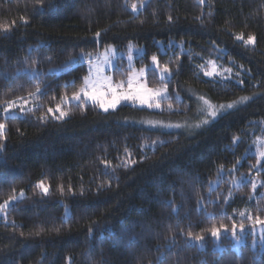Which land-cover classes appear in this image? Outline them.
I'll return each instance as SVG.
<instances>
[{"label":"trees","instance_id":"obj_1","mask_svg":"<svg viewBox=\"0 0 264 264\" xmlns=\"http://www.w3.org/2000/svg\"><path fill=\"white\" fill-rule=\"evenodd\" d=\"M109 46L161 111L64 100ZM0 124V264H264V0H0Z\"/></svg>","mask_w":264,"mask_h":264},{"label":"snow or ice","instance_id":"obj_2","mask_svg":"<svg viewBox=\"0 0 264 264\" xmlns=\"http://www.w3.org/2000/svg\"><path fill=\"white\" fill-rule=\"evenodd\" d=\"M133 10L136 9V5H132ZM171 19V18H170ZM7 30V29H6ZM97 36L100 34L97 33ZM236 39L240 41L243 44L246 45H252L255 43V36H248L245 40L243 35L237 36ZM107 60V57H105ZM152 63H153V71L156 69H159L160 75L163 76L165 73L169 72V69L167 65H165L162 69L159 68V64L157 61L156 56H152ZM91 71V68H90ZM102 70L99 68L95 69V78L92 76L84 77V87H81L78 91H75L72 93L71 100H74L77 102V106H79L82 102V99L84 102L91 101L93 105H98L99 108L103 109L105 112H108L110 109L115 110L121 102H138L141 107L146 106L147 108H160L159 98L161 97V94L163 92H166V88H150L147 86V84L144 82L145 77V69H140L139 72H133L131 76L128 78L127 87H125L124 82L120 81L117 83H114L112 81L111 76H103ZM208 76H213L214 72H208L206 73ZM64 100L68 101L69 97L67 95L64 96ZM204 103L208 106L210 110V114L213 118L217 117V112L215 111V106L209 103L207 100L204 101ZM171 107V105H169ZM221 111L220 115H224L227 110L232 109L234 106L232 104L228 105H220L219 106ZM57 111H59V116L55 117L56 119H62L66 115H68L66 112L62 111L60 109V105H57ZM49 113L53 112L52 108L48 109ZM151 123V122H149ZM207 123V121H205ZM4 125L0 124V130L4 129ZM176 127H179L178 125ZM264 155V153H262ZM40 187L43 189V192L46 194L48 192V188L45 187L42 183L40 184ZM255 187V185H253ZM7 201H5L4 205H0V209L4 208L7 205ZM241 216H243V213H241ZM248 219H251V217H248ZM254 224H258L261 226H264V219H260L257 217L255 219ZM239 229L240 232H244V224L240 223L239 225L233 223L231 225V228H229L227 225L221 224L219 226H213L209 229L210 234L213 238L219 239L222 232L223 233H231L235 235L237 233V230ZM262 238H264V233L261 234ZM189 237H191V233H189ZM195 241H203V236H195Z\"/></svg>","mask_w":264,"mask_h":264},{"label":"rangeland","instance_id":"obj_3","mask_svg":"<svg viewBox=\"0 0 264 264\" xmlns=\"http://www.w3.org/2000/svg\"><path fill=\"white\" fill-rule=\"evenodd\" d=\"M143 52L144 51L142 48H137V47H132V46L129 47L127 50H118L113 46H109V47H106L105 49H103L102 51H99L97 54H92V55H89L87 57L82 55L81 59L83 60V62L87 66V72L88 73H87L86 77L92 76L93 78H95V75H94L95 69L99 68L102 70L101 74L103 76H111L112 81L114 83L123 81L125 87H127V82H128L129 76H131V74L134 71L139 72V70L142 68L145 69L144 82L147 84V82H146L147 71L149 68H153L154 66H153L152 60H150L149 64L139 65V62H141L140 57L143 55ZM105 57H107V60L105 59ZM90 68H91V71H90ZM125 69H128V71H126ZM157 70L159 71V69H157ZM159 74H160V72H159ZM166 76H168V72L165 73L161 77L165 78ZM84 86L85 85L83 83V85L81 87H84ZM160 88L162 89L165 87H160ZM167 97H168V91L163 92L161 94V97L159 98L160 108L159 109L151 108V110L161 111L162 106H163L162 101L167 99ZM66 102H76V101L71 100V97H69V100ZM87 102L92 103L91 101H87ZM23 104L24 103L21 102V103H15L12 106L10 105V107L7 108V111L11 110V109L18 108V107L22 106ZM121 104H130V105L137 106L140 108H147L146 106L141 107L138 102H135V103H133V102H121ZM121 104H119L117 106V108ZM148 109H150V108H148ZM101 110H103V109H101ZM111 110L112 109H110L109 111H111ZM0 131H2V130H0ZM238 233H239V236L237 237L236 243H235V248L237 250H239L240 245L245 243L247 231L245 230L244 232H240L238 230ZM262 233H264V226L258 225L256 227H254L253 234L256 236L255 237L256 243L257 242L264 243V238H262V235H261Z\"/></svg>","mask_w":264,"mask_h":264}]
</instances>
